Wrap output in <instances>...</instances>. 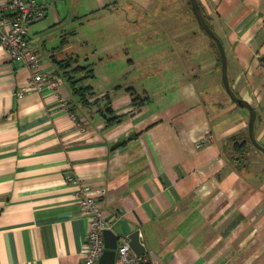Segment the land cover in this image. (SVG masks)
I'll use <instances>...</instances> for the list:
<instances>
[{
  "label": "crops",
  "instance_id": "obj_1",
  "mask_svg": "<svg viewBox=\"0 0 264 264\" xmlns=\"http://www.w3.org/2000/svg\"><path fill=\"white\" fill-rule=\"evenodd\" d=\"M38 1L47 19L33 30L57 26V0ZM170 1L152 0L164 7L152 20L159 77L152 93L140 92L148 104L135 107L129 87L110 74L98 89L84 82L125 114L112 126L96 107L78 103L58 62L79 58L63 51L76 30L65 29L62 43L50 47L29 27L43 69L60 79L56 89L33 88L32 69L0 46V264H79L92 228L77 196L84 185L119 236L140 231L151 264H264V153L251 146L249 165L240 169L228 143L250 138V112L227 93L210 37L190 22L183 27L192 15L179 17ZM199 3L226 49L232 88L257 111L256 137L264 145V0ZM98 4L118 23L111 0Z\"/></svg>",
  "mask_w": 264,
  "mask_h": 264
},
{
  "label": "rangeland",
  "instance_id": "obj_2",
  "mask_svg": "<svg viewBox=\"0 0 264 264\" xmlns=\"http://www.w3.org/2000/svg\"><path fill=\"white\" fill-rule=\"evenodd\" d=\"M111 1L119 11L118 23L111 21L110 13L105 15V11L99 9L98 0H57L61 22L57 26H47L42 32H36L33 28L38 24L37 22L31 25L30 35L36 41L45 37L49 46L53 47L62 43L61 33L66 31L65 29L76 30L77 33L72 36L73 38L68 37L70 43L63 47V51L65 53L72 51L70 55H80L81 63H86V53L90 54L89 62H93L97 72L90 82L96 85V89L102 80V75L110 74L113 76L112 79L119 78L124 87H131L139 93L144 89L152 93V82L159 77L158 73L152 70V27L156 24L152 20L164 6H160L159 3L152 5V0ZM170 2L172 4L168 9L179 17L180 12H188L192 15L188 21L182 18L183 27L188 28L190 22L202 29L192 12L190 3L188 6L189 0ZM87 14H92V18L85 22ZM46 19L47 17L39 23L43 25ZM115 35H119L118 39ZM205 36L209 39L207 34ZM129 65L133 66L129 68ZM162 72L169 71L162 69ZM203 76L209 84L212 80V72L207 63ZM172 94L177 96L179 91L173 89Z\"/></svg>",
  "mask_w": 264,
  "mask_h": 264
},
{
  "label": "built area",
  "instance_id": "obj_3",
  "mask_svg": "<svg viewBox=\"0 0 264 264\" xmlns=\"http://www.w3.org/2000/svg\"><path fill=\"white\" fill-rule=\"evenodd\" d=\"M45 16V6L38 0H0V46L13 60H22L32 69L31 84L41 90L45 86L58 88L60 79L47 73L37 44L28 37L31 24ZM24 90L19 95H24ZM65 105V103H64ZM81 208L89 216L92 228L79 264H98L106 250L104 231L111 228L102 214L101 206L89 185L78 192ZM117 258L121 264H151L132 247L129 237H121Z\"/></svg>",
  "mask_w": 264,
  "mask_h": 264
},
{
  "label": "trees",
  "instance_id": "obj_4",
  "mask_svg": "<svg viewBox=\"0 0 264 264\" xmlns=\"http://www.w3.org/2000/svg\"><path fill=\"white\" fill-rule=\"evenodd\" d=\"M189 3L192 8V4L190 0ZM204 16L206 17L208 23L210 24L208 17L205 14ZM204 32L208 35V33L205 30ZM210 39L212 41L215 50L218 52V58L220 64L222 65L218 45L215 42V40H213L211 37ZM86 61H87L86 63H81L78 57L77 58L71 57L70 59L60 60L58 62L64 68L65 76L68 78L69 85L71 87L73 94L77 97L78 103H80L84 107H89V108L96 107L99 115L104 118L108 126L119 124L125 118V114L118 115L114 112L110 95L106 93L102 96L96 97L98 94H96L94 90V86L92 84H84L86 80L94 78L96 76L95 66L93 62H89V60ZM128 91L131 93L135 107L141 108L150 102L151 99L150 96L140 94L137 91L133 90L131 87L128 88ZM93 98L94 100H92ZM228 143H233L234 145L233 152L237 154L236 159L238 160L240 169L248 167L247 165H249V162L247 155L249 153L251 146L252 147L254 146L250 138L247 137V139H244L243 141L240 142L239 136H234L228 139ZM124 144H126V141L119 143L116 147L122 146Z\"/></svg>",
  "mask_w": 264,
  "mask_h": 264
},
{
  "label": "water",
  "instance_id": "obj_5",
  "mask_svg": "<svg viewBox=\"0 0 264 264\" xmlns=\"http://www.w3.org/2000/svg\"><path fill=\"white\" fill-rule=\"evenodd\" d=\"M192 4V10L195 14V17L200 24V26L208 33V35L215 40V42L218 45L219 52H220V58L222 63V80L224 87L231 97V99L239 103L246 108H248L250 112V120H249V137L252 142V144L262 151L264 153V145H262L257 137L255 132V124L258 117L257 111L254 108V106L244 98L240 97L232 88L229 74H228V58L226 49L224 47V44L220 37L216 34L215 30L211 27V25L208 23L206 17L204 16V13L202 11V8L200 6L199 0H190ZM105 236V243H106V250L102 254L98 264H116L117 263V248L121 239V236H119L112 228H108L104 231ZM131 245L133 249L138 254H145L146 247L142 243V240L140 238V231L136 230L132 232L129 236Z\"/></svg>",
  "mask_w": 264,
  "mask_h": 264
}]
</instances>
